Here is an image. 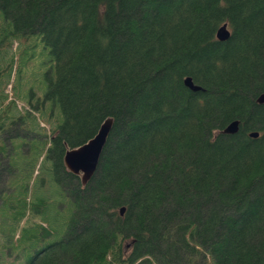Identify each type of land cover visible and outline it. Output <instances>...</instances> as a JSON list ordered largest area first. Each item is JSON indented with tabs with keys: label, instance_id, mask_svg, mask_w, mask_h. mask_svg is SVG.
Segmentation results:
<instances>
[{
	"label": "trees",
	"instance_id": "trees-1",
	"mask_svg": "<svg viewBox=\"0 0 264 264\" xmlns=\"http://www.w3.org/2000/svg\"><path fill=\"white\" fill-rule=\"evenodd\" d=\"M263 92L264 0H0V258L264 264ZM107 119L83 185L65 152Z\"/></svg>",
	"mask_w": 264,
	"mask_h": 264
},
{
	"label": "water",
	"instance_id": "water-1",
	"mask_svg": "<svg viewBox=\"0 0 264 264\" xmlns=\"http://www.w3.org/2000/svg\"><path fill=\"white\" fill-rule=\"evenodd\" d=\"M229 36L230 31L228 30V26L227 24H223L217 30L216 38L219 41H226ZM184 85L193 92L199 91L201 89L200 87L193 84L191 78H185ZM257 103L264 104V92L258 96ZM238 126L239 122L233 121L225 128L223 133L234 134L238 131ZM111 128L112 121L107 119L103 124H101L98 132L93 138L81 146L74 149H68L65 152L63 162L66 170L71 174L78 176L81 179L83 185H85L92 178L97 169ZM250 136L252 138H256L258 134L252 133ZM124 210V208L120 209V215H123Z\"/></svg>",
	"mask_w": 264,
	"mask_h": 264
},
{
	"label": "rangeland",
	"instance_id": "rangeland-1",
	"mask_svg": "<svg viewBox=\"0 0 264 264\" xmlns=\"http://www.w3.org/2000/svg\"><path fill=\"white\" fill-rule=\"evenodd\" d=\"M14 47H16V42H14L13 44H12V48H14ZM16 49L17 48H15L14 50H15V52H18V51H16ZM22 51H20V54H19V56L20 57H23L24 56V53H21ZM20 62H22V60H20ZM29 76V74H27L26 75V77H28ZM14 81V78L12 79V82ZM11 88H12V85L10 86L9 84H8V88H7V90L6 91H8V94L10 93V91H11ZM37 90V89H36ZM18 106H22V104H20V103H18ZM38 123V122H37ZM42 126H44V125H42ZM48 129H49V127H48ZM44 165H45V163H43L42 164V161H41V159H39L38 161H37V164H36V174H38L39 173V176L37 177V180H36V182L34 183L33 181L31 182V187L33 188V192H32V194H31V192H30V194L33 196V195H35V192H36V190H37V192L39 193V189H41L42 187H44L45 189H47V190H49V195H48V199L51 201V202H54V203H58V208H60L61 206L63 207V206H65V202L64 201H62L63 200V198H61V196L57 193L58 191H57V188H55V183H51L52 184V188L49 186V180H48V177L44 174V172H43V170H44ZM82 173V172H81ZM83 174V173H82ZM1 186H2V189L5 187L4 185H2L1 184ZM4 190V189H3ZM62 199V200H61ZM5 233V232H4ZM1 234V236H0V244L2 243H4V241L6 240V234L5 235H3V232H1L0 233ZM16 236H17V233L16 234H14V239H16ZM3 246H5L4 244H3ZM0 248H1V245H0ZM8 249H11V247H8ZM8 251V250H7ZM0 260H2L3 262H5V263H7V264H22V260H21V258H20V256H17L16 255V252H10V254L8 255V254H6V255H4L3 257H1L0 258ZM199 260H201V258H199ZM198 262V261H197ZM200 262H204L203 264H210L211 263V260H210V258L209 257H207L206 258V260H203V261H200ZM201 263V264H202ZM200 264V263H199Z\"/></svg>",
	"mask_w": 264,
	"mask_h": 264
},
{
	"label": "bare ground",
	"instance_id": "bare-ground-1",
	"mask_svg": "<svg viewBox=\"0 0 264 264\" xmlns=\"http://www.w3.org/2000/svg\"><path fill=\"white\" fill-rule=\"evenodd\" d=\"M228 30H229V29H228ZM229 31H230V30H229ZM216 34H217V33H216ZM104 122H105V121H104ZM104 122H103V123H104Z\"/></svg>",
	"mask_w": 264,
	"mask_h": 264
}]
</instances>
